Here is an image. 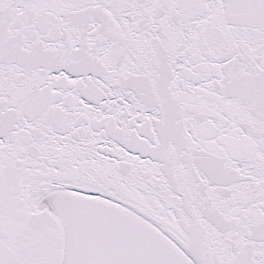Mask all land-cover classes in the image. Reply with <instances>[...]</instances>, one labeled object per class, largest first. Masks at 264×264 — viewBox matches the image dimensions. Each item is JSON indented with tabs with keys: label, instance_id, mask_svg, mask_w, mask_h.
Instances as JSON below:
<instances>
[{
	"label": "snow or ice",
	"instance_id": "obj_1",
	"mask_svg": "<svg viewBox=\"0 0 264 264\" xmlns=\"http://www.w3.org/2000/svg\"><path fill=\"white\" fill-rule=\"evenodd\" d=\"M0 264H264V0H0Z\"/></svg>",
	"mask_w": 264,
	"mask_h": 264
}]
</instances>
